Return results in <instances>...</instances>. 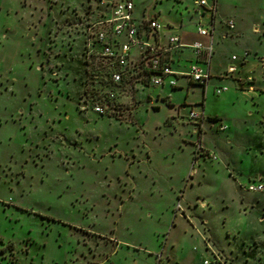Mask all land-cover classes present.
<instances>
[{"label": "rangeland", "instance_id": "obj_1", "mask_svg": "<svg viewBox=\"0 0 264 264\" xmlns=\"http://www.w3.org/2000/svg\"><path fill=\"white\" fill-rule=\"evenodd\" d=\"M107 1L0 0V264H264V191L247 190L264 181V0H219L204 91L131 78L117 115L84 105ZM133 1L165 31L211 25L195 0Z\"/></svg>", "mask_w": 264, "mask_h": 264}, {"label": "built area", "instance_id": "obj_2", "mask_svg": "<svg viewBox=\"0 0 264 264\" xmlns=\"http://www.w3.org/2000/svg\"><path fill=\"white\" fill-rule=\"evenodd\" d=\"M103 3L108 7L100 12L97 19L87 24L84 67L88 80L103 78L100 80L105 84L100 83L99 87L92 89L87 84L89 90L84 96L85 108H91L99 114H120V87L128 84L131 78L138 80L142 86H164L168 82L172 88H176L180 76L187 77L192 84L205 88L209 85L213 77L212 60L215 53L214 20L211 25L199 23L198 33L205 40L188 44L177 33H172L163 40L160 33L164 27L156 18L137 20L133 0ZM195 8L199 11L207 9L212 16L217 13L216 0L211 4L208 0H195ZM226 23L230 29L235 27L232 20ZM187 49L192 51L193 59L186 58L189 62L187 67L178 66L183 57L179 54ZM233 71V67L228 69L229 74ZM252 80L251 76L245 79L249 84H252ZM90 82L92 81L89 80ZM227 90L226 86L219 87L216 93L221 94ZM190 117L200 119L201 114L191 110ZM227 127L221 125L223 130ZM198 147L202 149L201 143H198ZM247 190L263 192L264 182H250Z\"/></svg>", "mask_w": 264, "mask_h": 264}, {"label": "crops", "instance_id": "obj_3", "mask_svg": "<svg viewBox=\"0 0 264 264\" xmlns=\"http://www.w3.org/2000/svg\"><path fill=\"white\" fill-rule=\"evenodd\" d=\"M208 2L211 4V3H213V0H208ZM216 3H217V13H216V15L215 16H212L211 15V13H210V11H208L207 9H202L201 10V15H209L210 17H211V22H213V20H214V25H215V31H216V19H217V17H218V14H219V0H216ZM145 17H143L142 19H144ZM142 19H140V20H142ZM234 22V21H233ZM227 25V24H226ZM234 25H235V27L233 28V29H230L229 27V29L231 30V35H233L234 33H232V32H234V30L236 29V27H237V25H236V23H234ZM228 26V25H227ZM164 29V28H163ZM162 29V31H161V33H160V35H161V38L163 39V40H165L170 34H172V33H177V34H179L180 36H181V38H182V40L185 42V43H188V44H191V43H193V42H195V41H197V40H205V38L204 37H202V36H200L199 35V33H198V28L197 29H195L193 32L191 31V30H183V31H177V30H175V31H165V30H163ZM177 31V32H176ZM226 36H228V33L226 34ZM247 48V46H245V49ZM247 50V49H246ZM188 51H190V52H188ZM179 54V53H178ZM179 55H181V56H185L187 59H193L192 58V51L190 50V49H187V50H185V52L184 53H182V54H179ZM234 56H236V55H233L232 56V60H236V59H234L233 57ZM214 57V56H213ZM237 57V56H236ZM213 61V60H212ZM243 64V63H242ZM243 65H245V64H243ZM178 66H181L182 67V65H178ZM246 66V65H245ZM184 67H187V66H184ZM231 67H233L234 68V71H233V73H236L238 70H237V67L235 66V65H230L229 67H228V69L229 68H231ZM228 73V71L226 72V74L224 75V74H218L217 75V77L219 78V79H224L225 77H230V78H232V79H236V76L233 74V73H231V74H227ZM239 77H242V76H239ZM226 78V79H227ZM238 80V79H237ZM200 86V85H199ZM202 87V86H201ZM203 88V91L207 88H204V87H202ZM174 89H176V88H174ZM120 103H121V100H120ZM229 128V126L226 128V129H228ZM225 129V130H226ZM259 180H261V181H263L261 178L260 179H254V181H259ZM253 182V181H252ZM264 182V181H263Z\"/></svg>", "mask_w": 264, "mask_h": 264}, {"label": "trees", "instance_id": "obj_4", "mask_svg": "<svg viewBox=\"0 0 264 264\" xmlns=\"http://www.w3.org/2000/svg\"><path fill=\"white\" fill-rule=\"evenodd\" d=\"M84 65H85V63H84ZM86 78H87V76H86ZM202 87H204V88H205V86H202ZM155 109H156V110H158L159 108H158V107H155Z\"/></svg>", "mask_w": 264, "mask_h": 264}]
</instances>
